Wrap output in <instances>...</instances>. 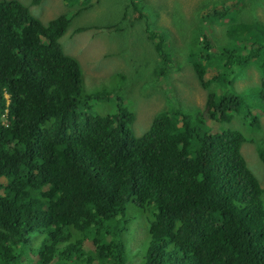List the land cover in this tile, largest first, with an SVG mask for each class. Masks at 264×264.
Instances as JSON below:
<instances>
[{
	"label": "trees",
	"instance_id": "1",
	"mask_svg": "<svg viewBox=\"0 0 264 264\" xmlns=\"http://www.w3.org/2000/svg\"><path fill=\"white\" fill-rule=\"evenodd\" d=\"M75 14L43 24L0 0V264H264V192L241 153L248 139L228 126L237 116L260 126L264 22L224 23L228 44L215 53L192 29L186 57L207 90L203 109L175 99L137 137L122 101L113 116L89 104L110 92H83L79 64L59 44ZM146 32L150 72L165 78L179 65L166 30ZM249 65L259 83L235 91L230 73ZM256 151L264 168V137ZM128 215L143 218L135 252L123 236L138 228Z\"/></svg>",
	"mask_w": 264,
	"mask_h": 264
},
{
	"label": "rangeland",
	"instance_id": "2",
	"mask_svg": "<svg viewBox=\"0 0 264 264\" xmlns=\"http://www.w3.org/2000/svg\"><path fill=\"white\" fill-rule=\"evenodd\" d=\"M17 1L43 24L60 13H76L58 40L59 44L66 55L77 60L84 82L83 92H110L107 100L91 98L89 104L94 110L113 116L116 102L122 101L134 115L133 132L137 137L147 129L153 116L169 111L175 99L186 110L203 109L207 90L197 82L186 57L191 38L199 34L200 28L210 38V52L215 53L228 44L224 23L231 19L264 22V0H76L75 4L66 0H40L38 4H33V0ZM213 7L230 10L223 18L212 22L205 16ZM146 29L158 33L166 30V51L179 63L178 69L165 78H157L150 72L156 60ZM215 73L216 69L209 70L205 79ZM230 78L233 89L238 92L256 86L260 79L252 65L231 72ZM253 113L259 115V127L250 129L240 116L234 117L228 126L241 131L248 139L241 153L264 192V168L256 151L264 137V114L255 109ZM210 123L209 120L207 127L215 132V124ZM135 219L143 218L128 217L129 224L138 228L123 232L127 248L132 252L136 250L137 232L142 236V227ZM84 243L88 249L93 248L89 242Z\"/></svg>",
	"mask_w": 264,
	"mask_h": 264
}]
</instances>
